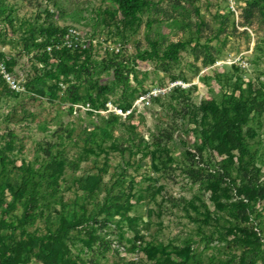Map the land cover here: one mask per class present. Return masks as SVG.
Returning a JSON list of instances; mask_svg holds the SVG:
<instances>
[{
    "label": "rangeland",
    "instance_id": "rangeland-1",
    "mask_svg": "<svg viewBox=\"0 0 264 264\" xmlns=\"http://www.w3.org/2000/svg\"><path fill=\"white\" fill-rule=\"evenodd\" d=\"M148 2L122 18L107 0H0V264H40L42 239L56 264H264V0ZM68 26L81 46L58 60L45 46ZM230 95L249 112L228 161L210 144ZM124 98L126 116L96 113ZM255 184L249 209L237 187Z\"/></svg>",
    "mask_w": 264,
    "mask_h": 264
},
{
    "label": "trees",
    "instance_id": "trees-1",
    "mask_svg": "<svg viewBox=\"0 0 264 264\" xmlns=\"http://www.w3.org/2000/svg\"><path fill=\"white\" fill-rule=\"evenodd\" d=\"M112 2L115 5L116 10L120 14L122 18H129L133 15L142 12L143 9H146L149 6L148 0H107ZM251 7L259 6L256 2H252V4L249 5ZM66 28V27H65ZM61 29L60 31H57L50 36L51 39L58 38L59 34L63 32L65 29ZM54 32V31H53ZM150 49L149 51H142L140 53L141 56L145 57L146 59H150L153 56L157 55V44L155 41H149ZM185 43L181 40L176 41H169L165 44L164 48L161 50V57L166 58L167 60L175 59L177 56V52L184 47ZM74 49H66L62 48L60 49V58L58 60H62V56H67L68 51H71ZM62 57V58H61ZM68 68H72V65ZM69 70V69H68ZM114 79L119 80V75L117 73V70L114 69L113 71ZM101 88V87H100ZM99 88V89H100ZM103 88V87H102ZM72 98L75 99V94H71ZM261 97L260 102L264 106V96L262 92L259 90H255L254 97H252V100L255 98ZM126 98H124L125 100ZM90 104L93 105L94 102H92L88 98ZM87 100V101H88ZM226 105H220L216 109V114H218L219 118L217 123L214 125V127L211 130V136L212 141L210 144V154H215L218 157H221L222 159H226L228 161L233 160L235 157L240 159L242 155H244V152L247 149V144L245 141V136L241 132V124L246 118L249 107H246V103L244 100H241L240 98H233L230 96H225ZM103 104V103H101ZM118 105L117 103H115ZM130 105L127 100H125L124 104L120 107L123 109L127 108ZM102 106V105H101ZM119 106V105H118ZM114 116V115H113ZM111 119H114V117H111ZM194 151H185L186 158H192L196 155H198V161H201V153L200 149L196 147ZM53 163V162H52ZM52 169V167H50ZM201 169H195L190 170L189 174L193 176L200 175ZM219 171L222 172L227 178L226 169H223L221 166L219 168ZM246 171H243L245 173ZM218 174V173H217ZM256 188V191L254 190ZM238 193H241L244 195L245 199V206L249 207V209L253 208V205L251 203H254L262 198L263 189L258 188L257 185H251L250 188L244 186L237 187ZM245 210V209H244ZM53 244L50 242V240H40L38 242V248L36 250L35 258L40 262V264H56V255L53 251ZM187 254L186 253H180L177 255L176 259H170L167 256L166 257H160L155 264H200L197 260H193L192 262H189L187 260Z\"/></svg>",
    "mask_w": 264,
    "mask_h": 264
},
{
    "label": "built area",
    "instance_id": "built-area-1",
    "mask_svg": "<svg viewBox=\"0 0 264 264\" xmlns=\"http://www.w3.org/2000/svg\"><path fill=\"white\" fill-rule=\"evenodd\" d=\"M79 33L73 26L66 27L62 33L59 34L58 38L51 39L49 41V44L45 46V50L47 52H50L52 48L55 49H75L78 45ZM165 89L161 87H156L155 89H152L151 91H147L144 95H139L135 102H141L142 100L144 103H146L151 96L157 97L161 94H163ZM133 105L128 106L127 108L123 109L122 107L116 105L115 103L107 100L105 101L102 106L100 107V110H96V113L102 112V113H109L112 115H121L126 116L129 114L132 110ZM84 108L86 110H91L90 104L88 101L85 102Z\"/></svg>",
    "mask_w": 264,
    "mask_h": 264
}]
</instances>
